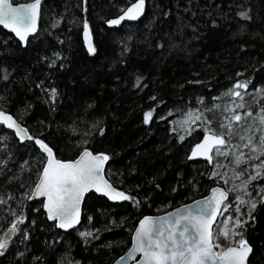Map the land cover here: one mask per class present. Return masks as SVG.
<instances>
[{"label": "trees", "instance_id": "trees-1", "mask_svg": "<svg viewBox=\"0 0 264 264\" xmlns=\"http://www.w3.org/2000/svg\"><path fill=\"white\" fill-rule=\"evenodd\" d=\"M137 1L42 0L38 31L24 47L0 28V108L32 137L22 141L0 125V238L17 223L0 264H113L142 217L199 199L216 185L228 191L225 181L237 176L232 154L216 153L211 163L188 159L205 133L230 145L258 143L264 0H144L140 20L107 25ZM85 23L93 54L82 40ZM36 140L62 161L85 149L106 155V178L134 199L113 203L90 193L79 226L62 232L42 201H30L46 159ZM256 156L259 165L264 156ZM258 170L264 175V167ZM244 189L245 199L257 194V207L242 213L245 223L235 231L252 248L248 264H264V178ZM234 194L229 190L224 204L231 213Z\"/></svg>", "mask_w": 264, "mask_h": 264}, {"label": "snow or ice", "instance_id": "snow-or-ice-1", "mask_svg": "<svg viewBox=\"0 0 264 264\" xmlns=\"http://www.w3.org/2000/svg\"><path fill=\"white\" fill-rule=\"evenodd\" d=\"M40 3L41 0H34L33 3L14 7L9 0H0V25L13 32L19 40L26 41L30 33L36 32L35 21L38 16ZM143 6L144 0H138L137 3L126 10L123 16L108 23L119 24L125 18L135 20L143 12ZM240 15L244 19L248 18L246 12H241ZM87 28L88 25L85 23L86 33ZM88 50L90 54L95 52L90 42ZM51 63L52 66H55V60ZM7 78V75L3 77V79ZM234 88H247V83H237ZM229 93L237 97L241 95L240 92L232 93V90H229ZM49 96L54 103L57 97V90L55 88L50 89ZM152 114V111L146 113V123L151 119ZM248 115H251V113H248ZM196 119H199V116H196ZM232 119L240 121L241 116L235 115ZM0 123L5 124L8 128H14L21 139H32L27 134V130L21 128L12 116L5 114L3 110H0ZM180 139L183 140V137L181 136ZM36 143L47 154V161L40 173L33 196L30 198H46V203H44L43 207L47 210L49 220L58 221V227L66 229L79 223L80 203L84 198V194L90 189L94 188L96 191H103L104 195H107L110 199H134L123 192L116 191L107 181L101 179L102 165L108 160L106 155H93L90 151L85 150L79 159L64 162L57 159L52 149L45 143L40 140H36ZM225 144L226 140L223 136L208 134L205 136L204 141L196 146L189 159L200 155L211 163L212 156L209 153L214 148L217 154L227 155L226 152L221 153L219 147ZM251 150L259 152L260 156H264V136L260 138L259 145L253 146ZM249 159H259V156L250 157ZM245 162L241 156H237L235 159L237 166ZM254 167L257 171L255 175L249 177L248 181L244 182L245 188L251 181L264 178V175L258 170L264 167V161ZM243 174L244 172L241 171L237 173V176ZM212 175L215 176L217 173L213 172ZM101 184L103 188H101ZM218 195L219 199H217V190L214 189L211 200L205 202L207 208H201L195 214L191 211V206H188L183 214L180 213V210H177V215L174 219L159 218V222H157L151 217H145L141 220L134 234L135 247L132 249L133 252L142 253V259L138 264H246L247 256L252 249L247 240L243 238V233L235 231V229L243 228L245 223L239 217H227L224 229L216 234L217 237L223 235L228 238L230 230L227 229L226 224L234 219L235 225L234 229L231 230V234L240 236L235 246H229L221 251L213 250L220 247L219 244L213 243V224L216 216L220 213V206L227 199L226 192L222 190L218 192ZM237 199L239 203H245L243 199L239 197ZM213 201H215V204H213ZM261 202H264V198H262ZM197 203L199 204L200 202ZM248 203L252 210L257 207L254 201H249ZM224 211H227L226 207ZM236 212H240L239 207L236 208ZM169 217H171V214H169ZM22 222V220L18 221V223ZM16 231L17 223H13L7 235L11 237ZM90 235V232L81 233V236ZM24 239H28L27 234L24 235ZM8 243L7 239L0 240V250L6 249ZM123 259L121 257V260ZM117 264H120V262L118 261Z\"/></svg>", "mask_w": 264, "mask_h": 264}, {"label": "water", "instance_id": "water-1", "mask_svg": "<svg viewBox=\"0 0 264 264\" xmlns=\"http://www.w3.org/2000/svg\"><path fill=\"white\" fill-rule=\"evenodd\" d=\"M9 2L12 4V6H14V7H19L20 5H24V4H28V3H33L34 2V0L33 1H30V2H27V3H18V4H14L13 2H12V0H9ZM138 2V1H137ZM137 2H134L133 4H135V3H137ZM41 3H42V0H41ZM41 3H40V6H39V10H38V16H37V18H36V21H35V23H36V32L35 33H30L29 35H28V37H27V40L26 41H21V40H19V38L13 33V32H11L9 29H6V28H4L2 25H0V28H2L4 31H6L7 33H9V34H11L23 47L24 46H26V43H27V41L29 40V38H31V37H33L36 33H37V31H38V27H39V19H40V11H41ZM133 4H131L130 6H128L119 16H117L116 18H113V19H110L109 21H111V20H115V19H119L121 16H123L124 15V13L126 12V10L129 8V7H131ZM144 10H145V3H144V6H143V12L138 16V18L137 19H135V20H130V19H127V18H125V19H123V20H121L120 21V23L119 24H121V23H135V22H137L138 20H140L141 18H142V16H143V14H144ZM108 21V22H109ZM107 22V25L108 26H116V25H118V24H109ZM88 25V24H87ZM82 40H83V43H84V46H85V48H86V50H87V52L89 53V50H88V48H89V42L91 43V46L94 48V46H93V39H92V33H91V30H90V27H89V25H88V28H87V33H86V30H85V26H84V28H83V32H82ZM0 110H3V109H1L0 108ZM4 112H5V114H7V115H11V114H9L8 112H6L5 110H3ZM12 116V115H11ZM12 118L20 125V127L21 128H23V129H26L24 126H22L13 116H12ZM0 125H2V126H4L6 129H8L9 131H11L18 139H20V140H22V141H26V140H29V139H27V138H24V139H21L20 138V136L19 135H17V133H16V130L14 129V128H8L5 124H3V123H0ZM27 130V129H26ZM27 134L29 135V132H28V130H27ZM208 134H213V133H205L204 135H203V137L201 138V140L198 142V143H196L193 147H192V149H191V151H190V154H189V157L192 155V153H193V150L196 148V146L198 145V144H201L203 141H204V139H205V136L206 135H208ZM30 136V135H29ZM217 136V135H216ZM40 147V146H39ZM220 147V146H219ZM41 149V148H40ZM85 150H87V149H85ZM85 150H83L79 155H78V157L77 158H75L74 160H70V161H75V160H77V159H79L80 158V156L82 155V153L85 151ZM214 150H215V148L213 149V151L211 152V153H209V155H211L212 156V154H213V152H214ZM41 151H42V153L45 155V164H46V161H47V154L41 149ZM89 151V150H88ZM91 152V151H90ZM92 153V152H91ZM100 154V153H99ZM99 154H97V153H93V155H99ZM104 155V154H103ZM189 157H188V159H189ZM189 160H201V161H206V162H209V160L208 159H206L205 157H203V156H200V155H197L196 157H194V158H192V159H189ZM62 161V160H61ZM64 162H68V161H64ZM44 164V165H45ZM106 165H107V161H105L104 163H103V165H102V169H101V172H100V177H101V179L102 180H104V181H107V183L108 184H110L111 186H112V188H114L116 191H118V192H122V191H120V190H118V189H116L110 182H109V180L106 178V176H105V168H106ZM42 170H43V168H42ZM42 172V171H41ZM40 177V176H39ZM38 181H39V178H38V180H37V182H36V184L38 183ZM36 184L34 185V187H33V189H32V192H31V194H30V197H32L33 196V191H34V189H35V187H36ZM101 186V188H103V185L101 184L100 185ZM217 190V199H219V195H218V192L219 191H224V192H226V194H227V199H225L224 201H223V203H222V205L220 206V212H221V210H222V207H223V205L228 201V199H229V193L227 192V190L225 189V188H223L222 186H220V185H216V186H214V187H212L210 190H209V192L205 195V196H203V197H201V198H199V199H196V200H194V201H192V202H189V203H186V204H182V205H180V206H178V207H176V208H174V209H171V210H169V211H166V212H164V213H161V214H157V215H149V216H144V217H142L139 221H138V223H137V225H136V227H135V229H134V231H133V233H132V235H131V240H130V246H129V248H128V250L123 254V255H121L118 259H116L114 262H113V264H117V262L119 261L120 262V264H138V262L142 259V253H139V252H133L132 251V249L135 247V243H134V234H135V231H136V229L139 227V223H140V221L141 220H143L145 217H151V218H153V220H157V222H159V218H164V219H169V218H172V219H174L175 217H176V215H177V210H180V213L181 214H183L184 212H185V210H186V208L188 207V206H191V211L195 214L196 212H198L201 208H207V205L205 204V202L206 201H209V200H211V198L213 197V190ZM90 193H94V194H97V195H99V196H102V197H104V198H106L107 200H109V201H111V202H113V203H120V202H124L125 200H123V199H110L107 195H104V193H103V191H96L94 188L93 189H90L88 192H86L85 194H84V198H83V200L81 201V203H80V216H79V223H76V224H74V226L73 227H71V228H60V227H58L57 225H58V221H56V220H49L48 219V214H47V210L43 207V211H44V213H45V215H46V218L48 219V221H50V222H54L55 224H56V227L59 229V230H61L62 232H68V231H70V230H73V229H76L78 226H79V224H80V221H81V215H82V207H83V203H84V201H85V199H86V197L90 194ZM123 193H125V192H123ZM126 194V193H125ZM127 195V194H126ZM30 201H42V204L44 205V203H46V198L45 197H34V198H30ZM197 202H200L199 204L197 203ZM213 204H215V201H213ZM209 211H210V209H208ZM169 214H171V217H169ZM220 214V213H219ZM219 214L216 216V218H215V222H214V224H213V228H214V226H215V224H216V222H217V220H218V217H219ZM10 229V228H9ZM8 229V230H9ZM8 230H6L3 234H2V236H1V238H0V240H3V239H7L9 242L14 238V234L11 236V237H9L7 234H8ZM213 230V229H212ZM233 246H235V245H233ZM250 246V245H249ZM251 247V246H250ZM226 249V248H225ZM252 249V248H251ZM214 251H218L216 248H214L213 249ZM252 252V251H251ZM251 252L248 254V256H247V261H246V264H248V260H249V257H250V255H251ZM121 257H123L124 259L123 260H121Z\"/></svg>", "mask_w": 264, "mask_h": 264}, {"label": "rangeland", "instance_id": "rangeland-1", "mask_svg": "<svg viewBox=\"0 0 264 264\" xmlns=\"http://www.w3.org/2000/svg\"><path fill=\"white\" fill-rule=\"evenodd\" d=\"M262 134H260V138L262 136H264V128L261 132ZM260 138L258 140V143L256 144H245L243 143V145H239V144H234V145H230L229 142H226L225 145L223 146H220V152L221 153H227L228 155H231L230 158L232 157L233 160V164H231L233 167H236V168H233L232 169V172L237 174V173H240L241 171L244 172L243 175H240V176H234L231 178V183H226L227 184V189H228V193H229V190H232L235 192V194L233 195V213H231V210H229L228 207L227 208V211H224V206L221 210V213H220V216H219V219H218V222L216 223L214 229H213V233H214V237H213V243L215 244H219L220 247L217 248L219 251L229 247V246H233L235 245L236 241H238L237 239H235V237L231 234V230H233V225L234 224V219L232 221H228L227 224H226V227L229 231V236L228 238H225L223 235H219L217 237V233L221 230L224 229L225 227V221H226V218L229 217V216H232L233 218L235 217H240L242 216V213L245 211V212H249L250 213V204L248 203L249 201H254L256 203V201L258 200V196L256 194V197L255 198H252L251 200L248 199V198H244L243 196L246 194V190L244 189V182L248 181L249 180V177L251 175H255V165H256V161L257 159H249L250 157H256L257 154H259V152H253L251 149L253 146H258L259 143H260ZM216 154V151L214 150L213 154H212V161L214 160V158L217 157ZM221 156H227V155H223V154H220ZM237 156H241L243 160H245L246 162L245 163H241L239 166H237V164L235 163V159ZM223 157V158H224ZM252 182V181H251ZM250 182V183H251ZM240 198V199H243L245 201L244 204H241L239 203V200L237 198ZM250 197V196H249ZM239 207L240 208V212H236V208Z\"/></svg>", "mask_w": 264, "mask_h": 264}, {"label": "bare ground", "instance_id": "bare-ground-1", "mask_svg": "<svg viewBox=\"0 0 264 264\" xmlns=\"http://www.w3.org/2000/svg\"><path fill=\"white\" fill-rule=\"evenodd\" d=\"M175 127V126H174ZM178 129V128H177ZM217 135H218V133H217ZM32 192V191H31Z\"/></svg>", "mask_w": 264, "mask_h": 264}]
</instances>
